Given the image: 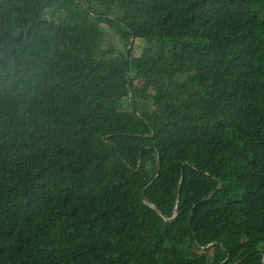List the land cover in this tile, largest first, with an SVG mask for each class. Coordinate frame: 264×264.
Segmentation results:
<instances>
[{
	"label": "trees",
	"instance_id": "16d2710c",
	"mask_svg": "<svg viewBox=\"0 0 264 264\" xmlns=\"http://www.w3.org/2000/svg\"><path fill=\"white\" fill-rule=\"evenodd\" d=\"M257 251L264 0H0V264Z\"/></svg>",
	"mask_w": 264,
	"mask_h": 264
},
{
	"label": "rangeland",
	"instance_id": "374dc122",
	"mask_svg": "<svg viewBox=\"0 0 264 264\" xmlns=\"http://www.w3.org/2000/svg\"><path fill=\"white\" fill-rule=\"evenodd\" d=\"M116 47L120 53L126 52L127 54L128 52H130L131 54L130 56H132V58H138L142 55L143 50L146 48V44L143 41L140 42L136 41L134 42L132 47L126 48L124 42H121L117 39Z\"/></svg>",
	"mask_w": 264,
	"mask_h": 264
},
{
	"label": "water",
	"instance_id": "95a60500",
	"mask_svg": "<svg viewBox=\"0 0 264 264\" xmlns=\"http://www.w3.org/2000/svg\"><path fill=\"white\" fill-rule=\"evenodd\" d=\"M134 40H135V38L133 37V40H132V42H131V44H130V47H132V45L134 44ZM127 57H128V55H127ZM131 96H132V94H131ZM160 166H161V164H160V162H158V172H157V176H158V174H159ZM142 203H143V205H145L146 207H148V208L151 209L152 211L156 212L155 209H154L152 206H150V205H149V204H148L143 198H142ZM176 217H177V212H175V216H174V218H173L171 221H166V220H163V221H164L165 223L169 224V223L173 222V221L175 220ZM256 253H259V254H261V255L263 256V263H264V253L261 252V251H257ZM250 255H251V254H250ZM250 255H248V256L242 258V259L239 260L236 264H241V263H242L246 258H248Z\"/></svg>",
	"mask_w": 264,
	"mask_h": 264
}]
</instances>
